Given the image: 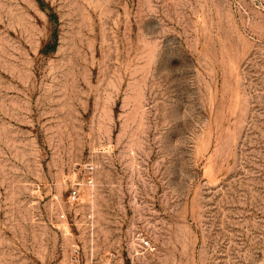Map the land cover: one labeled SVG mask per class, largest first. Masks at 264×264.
Returning <instances> with one entry per match:
<instances>
[{"label": "rangeland", "instance_id": "374dc122", "mask_svg": "<svg viewBox=\"0 0 264 264\" xmlns=\"http://www.w3.org/2000/svg\"><path fill=\"white\" fill-rule=\"evenodd\" d=\"M0 264H264V0H0Z\"/></svg>", "mask_w": 264, "mask_h": 264}, {"label": "built area", "instance_id": "2783aa9c", "mask_svg": "<svg viewBox=\"0 0 264 264\" xmlns=\"http://www.w3.org/2000/svg\"><path fill=\"white\" fill-rule=\"evenodd\" d=\"M91 181V180H90ZM80 197V187L79 186H73L69 195L70 202L74 203L76 202ZM65 213H61V217H65ZM140 240V246L143 250H148L149 248H152L151 240L146 237L145 235H142L139 237ZM76 259L78 260V256H76Z\"/></svg>", "mask_w": 264, "mask_h": 264}]
</instances>
